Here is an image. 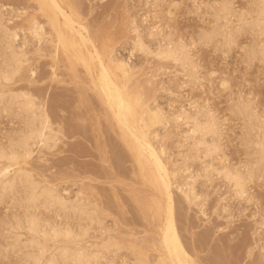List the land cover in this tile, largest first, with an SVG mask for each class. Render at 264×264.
I'll use <instances>...</instances> for the list:
<instances>
[{"label":"rangeland","instance_id":"obj_1","mask_svg":"<svg viewBox=\"0 0 264 264\" xmlns=\"http://www.w3.org/2000/svg\"><path fill=\"white\" fill-rule=\"evenodd\" d=\"M61 2L69 6L68 10L73 7L86 26L83 32L91 40L88 42L90 50L95 51L96 45L107 61L113 62L119 57L129 61L127 86L135 93L138 91L146 108L156 106L153 110L164 112L165 123L151 126L149 133L170 171L176 173L175 177L172 175V192L177 228L196 264H225L226 261V264H264V161H257L259 148L264 146V30L256 25V19L263 20L264 14L258 17L254 11L260 0ZM41 11L37 0H0V22L4 24L0 29V66L7 61L3 33L6 27L19 33L17 45L26 44L23 45L26 61L13 79L0 80V91L1 94H8L10 90L15 91L13 93L31 91L38 103L46 104L54 129L61 131L60 139L54 146L50 141V148L42 142L39 145L43 146L35 144L32 154L12 166L5 180H12L14 169L21 166L31 172L35 181L40 179L42 187L51 184L57 188L62 197L73 199L77 191L82 190L87 202H95L93 207L97 208L103 222L94 220L82 238L56 241L46 234L47 237H42L27 226H21V222L25 218V221L36 218L44 233L57 225L67 230L72 227L78 232L84 228L80 214L60 206L56 208L57 205L47 204L43 199L26 202L29 189L25 183H18L10 192L0 189L4 191L0 193V264H33L28 254L37 247L38 240L44 242L46 249L48 247L39 264H48L51 252H60L64 245L85 246L89 252L103 253L105 249L101 244L106 239L123 243L121 250L105 252L116 264H131L135 259L133 248L145 255L142 258L149 264H156L163 254L158 242L164 211L157 203L163 195L147 175L142 174L130 155L122 130L91 82L92 75L71 52L56 46V33L48 16ZM32 20L44 25L41 41L30 35ZM136 27L138 31H134ZM138 34L148 49L153 50H138L134 46ZM168 45L180 49L179 57H185L184 63L157 56L158 48ZM7 105V102L0 104L1 149L16 143L10 142L27 123ZM240 107L246 108V113L244 110L241 113ZM181 112L197 114L202 121L206 118L212 121L214 131L204 135L207 144L213 146L208 154L206 145L198 143L203 135H193L192 122L173 119ZM10 163L0 159V169ZM221 168L241 174L242 196L235 195L233 183L218 173ZM178 170L184 172L178 173ZM184 179L188 181L186 185ZM25 245L32 247L29 250ZM157 252L162 253L157 255ZM95 264L111 263L103 257Z\"/></svg>","mask_w":264,"mask_h":264},{"label":"bare ground","instance_id":"obj_2","mask_svg":"<svg viewBox=\"0 0 264 264\" xmlns=\"http://www.w3.org/2000/svg\"><path fill=\"white\" fill-rule=\"evenodd\" d=\"M37 2L42 9L41 12L44 11V13L48 16L49 21L51 23V26L56 33V40L54 39L55 40L54 42H56V46H62V48H64V50L71 52L72 57L74 56L76 61H78L79 63H82L87 68L88 72L92 75V78H93L91 82L94 84L95 89L98 91L99 95L101 96L103 101L106 103V105L110 109V111L113 115V119L116 120L115 122H117V124L119 125V128L123 132L122 138H123V141L125 142L127 148L132 153V154L130 153V155H133V158H135L142 174L147 175L148 180L153 182L156 185L157 189L160 191V193L163 195L162 199L160 201H157L158 206L160 208H162L164 211V216H163L164 220H163L161 229L159 230L160 231V243L158 242V244L161 245L159 247H161L160 249H162L163 254H161L162 252L159 253V254H161V256H160V258L156 264H196L195 258L192 256L193 254L191 255L188 252L190 248L188 249V247H187L188 250L186 249V247H185L186 245H184V243H183L185 241H182L184 239H181V236H180L181 234L179 233L180 231H178V228H177L178 226H177V221H176V217H175V214H176L175 211L176 210L174 207V198H175L174 196H175V194L173 196V192H172V190H173L172 186H173V182H174V179L172 180V175L175 177L176 173H174L175 171L174 172L170 171V168L168 167L167 163L162 158V155H161L162 151L158 150V148H157L158 145L155 146L153 144V142H152L153 140H151L153 138L150 137V133H149V130L150 129L152 130L151 126L157 124L156 127H158L159 126L158 124L164 121V118H166V117H164L165 115H163L164 112L162 113L161 110H153V108L156 106H154L153 108L151 106V108H152L151 109L150 105H149L148 106L149 108H146L147 106L144 105V101H142L138 91H137V93H135V91L133 92L130 89L131 88L130 85L127 86L129 84V82H128V84H126L128 78H129V68H128L127 63L129 61L125 62L124 60L119 59L120 58L119 55H118L119 58L118 57H117L118 59L116 58L117 60H115L113 57V59L115 61H113V60H112L113 62L107 61L108 59H106L103 51L100 50L96 45H94L95 51L90 50L88 42L90 43L91 40L83 32V30H87L86 26L80 22V20H79L80 18L77 15L76 11L73 9V7L70 8V10H68L67 7H69V6H66L65 4H63L61 2V0H37ZM72 3H74V2H72ZM258 5H257L258 8L256 6L257 9L254 11L258 15V17H260L261 15L264 14V0H260V3H258ZM75 9H76V7H75ZM224 9L225 8L223 7V10ZM263 21H264V19L263 20L256 19V25H258L261 28V31L264 30V28H263L264 22ZM32 22L34 25L31 27V33L32 34H30V35L31 36L34 35L36 38L38 37V39L41 41V39L43 38L42 35L44 33V31H43L44 25L42 24V22H39L38 20H36V21L32 20ZM45 22H46V20H45ZM1 24H2V21L0 22V29L2 28ZM251 24H252V22H251ZM3 25L4 24H2V26ZM135 30L138 31V28L136 27L134 29V31ZM45 31H46V29H45ZM3 33L5 34L4 36L6 39V41L4 42V47H5L4 52L6 54L7 61L5 62L4 65L0 66V80L4 79V80L9 81V80L13 79V76L17 72H19L22 64L24 63V61H26L25 60L26 54L23 51V47H24L23 45H26V44H23V45L18 44L17 45L16 41H17L18 36H19V33L17 32V30H13V29L6 27L4 29ZM134 33H136V32H134ZM204 34H206V33H204ZM208 38L211 39V37H208ZM4 40L2 39V41H4ZM26 41H25V43H26ZM38 42L39 41H37V43ZM47 43H49V41H47ZM134 43H135L134 46L138 50L140 49V50H147V51L150 50L151 51V49H152V48L148 49V45H146L145 40H143V37L140 34H138L137 39ZM39 46H41V44ZM56 46L54 48H56ZM158 49L159 50L156 51V52H158L157 56H159V57L161 56V58L162 57L163 58H173V60H179L180 62H183V63L185 62V57H183V56L179 57L180 49L177 46H174V45L171 47L169 45L163 46V47L160 46ZM24 50H26V49H24ZM61 51H63V50H61ZM150 51L148 54H151ZM111 52H113V51H111ZM153 52H155V51H153ZM52 56H53V54H52ZM54 59H55V56H54ZM73 60L74 59H72V61ZM76 61L74 64L79 66V64H76ZM57 63H58V61H57ZM72 63H71V65L73 66ZM131 70H133V69H131ZM34 72H35V70H34ZM54 73H55V71H54ZM131 78H132V76H131ZM4 80H2V81H4ZM150 82H152V80ZM27 91L22 90L21 92L19 91V92L13 93L15 91L11 92V90H10L8 94L7 93L1 94V91H0V94H1L0 101L4 102L5 104L7 102V104L11 107V109L13 108V110H15L14 113L16 115H19V116L22 115V117H24L26 119V122H27L25 124L26 126L24 127V129L21 132L19 131L20 133H18V134L15 133L16 135H18V137L14 141H12L13 140L12 139L11 140L12 142H10V143H13V142H16V143H13L10 146L8 145L9 147H5V148L3 147L2 149L0 148V159H6V160L11 162L10 164L6 165L5 167L2 166L3 168L0 169V189L1 190L2 189L7 190V191L12 189V191H13V188L16 185H18V183H20V184L25 183L28 186V187L26 186V188L29 189V194H27L28 196L26 195V193H28V191H27L28 189L25 192V195L28 199L26 202L31 203V202H35L38 199H43L45 202H47V204H48V202H50L53 206L57 205L56 208L58 206H60V207H63L65 210L67 209V210H69L75 214H77V213L80 214V217L84 223L83 224V226H84L83 230L80 228V230L78 232H76V230L74 231V229L72 230L71 229L72 227H70V229L67 230V229H65V227L60 228L59 225H57V227L54 225L55 226L54 228L50 227V230H47L48 232L44 233L42 231L41 226H39L40 221L36 220V218L35 219L33 218L31 220H26V221H25V219H26L25 218L23 222L18 221V222H21V224H23L21 226H23V227L27 226L28 229L30 228L34 232V234L37 233L41 236L46 234L47 236H50L52 240L58 239V241L61 238L67 239V240L82 238V236L83 237L86 236L85 234L90 229V225L92 224V222L94 220H97L99 223L103 222V219H100L101 216L99 217L97 208L93 207V204L95 205V202H91V201L87 202L86 201L87 199L85 198V195H83L84 193L82 190L77 191V193L75 195L76 197L75 198L73 197V199L66 198L67 196L62 197L60 195V192L57 191V188H55L54 186H51V184H50V186L44 184L46 186L42 187L39 183L40 179H39V182H38V179L35 181L31 172L27 171V169L25 170L21 166L14 169V176L12 177V180H8V179L5 180L6 176H8V174H9L10 168L12 166L19 163L21 159L24 160L32 154L33 146L35 144L39 145V143L42 142V144L44 146H49V142L53 141V143L51 145L54 146L57 144L58 140L60 139L59 132H61V131L54 129L53 123H52L53 119L51 120L49 112L46 109V104L41 103V102L38 103L36 101L37 97L35 98V96H33L31 94L32 93L31 91H29V92H27ZM142 91H143V89H142ZM100 96H98L99 99H100ZM91 98H93V97L91 96ZM40 100H41V97H40ZM1 102H0V104H1ZM100 102H101V100H100ZM104 107H106V106H104ZM245 109L246 108H244V107H240V110H241L240 112L246 113ZM193 115L194 114L189 115V114H187V112H186V114H185V112H181V113L176 114L173 117V119H175V122L178 121L180 118L187 119L188 121L192 122V128L191 129L194 132V133L193 132L192 133H193V135L195 133H201L203 135L201 138L202 140L200 139L201 141L198 143L202 144V145H204V144L206 145L205 147H206L207 151L206 150L205 151L208 154L211 150H213L212 149L213 146L211 145L212 146L211 147L209 144H207L209 142L205 140L204 135L207 133L209 134L210 132L212 133V131H214V129H213L214 125L210 119L206 118L207 120L205 119L204 121H202V120H200L199 117H198L199 119L196 117L197 114L194 116ZM110 120H109V122H111ZM187 120H186V125L189 124V123H187L188 122ZM165 121H164V123H165ZM263 125H264V122H263ZM154 128H153V132L155 133L156 131H154V130H156V129H154ZM61 130H62V128H61ZM72 131L75 132L76 130H72ZM154 133H153V135H154ZM110 135H111V133H110ZM110 135H109V137H110ZM151 135H152V133H151ZM154 141H156V140H154ZM43 145H39V146H43ZM197 145L198 144L195 142V147H197ZM50 146H49V148H50ZM260 147L261 148H259L260 150H259V154H258L259 156L257 157L258 160L257 159L256 160L259 161L261 159L260 161H264V146L263 147L260 146ZM162 150H163V148H162ZM198 153H199V151H198ZM121 155H123V154H120V156ZM210 165H212V164H210ZM257 165H258V163H257ZM209 166H207V167H209ZM179 167H178V169H179ZM186 169H187V167H186ZM183 170H178L177 172L179 173V171L182 172ZM184 171H187V170H184ZM218 173L222 174L227 180H229V182L233 183V185L236 188L235 189L236 190L235 195L237 194L238 196L239 195L242 196V194H243V192H242L243 191V178H242L241 174H239V173L235 174L233 171L230 170V168H228V169L221 168L218 171ZM189 177H190V175H189ZM191 177L193 178V176H191ZM95 179H97V178H95ZM186 179H187V177H186ZM184 180H183V182H184ZM187 180H185L186 181L185 185L189 181V180L188 181ZM191 181L192 180H190V182ZM43 183H45V182H43ZM180 184H182V182ZM179 187L177 186V188H179ZM182 188L183 187H181V190H182ZM90 189H92V191H93V188H90ZM190 191L191 192L193 191L195 193V191L192 190V188ZM2 192H4V191H2ZM2 192L0 191V193H2ZM9 192H7V193H9ZM192 194L193 193H190V195H192ZM190 195H188V196H190ZM24 196H23V198H24ZM195 196L197 197L198 194ZM92 198H93V196H92ZM195 201H197V199ZM19 219H20V217H19ZM27 219H29V218H27ZM101 220H102V222H101ZM79 222H80V220H79ZM24 224H28L29 227H28V225H24ZM80 226H82V225H78V227H80ZM18 227H19V225H18ZM68 227H69V225H68ZM104 228L106 230H108V228H106V227H104ZM104 228L102 227V229H104ZM40 233H42V234H40ZM82 233L84 235H82ZM47 236H45V237H47ZM120 238H121V236H120ZM128 239H129V237H128ZM49 240L50 239H48V241ZM32 241L35 242L34 239ZM32 241H31V243H32ZM125 241H126V239H125ZM120 242H118L117 240H113V239H109V240L106 239V241H104L101 244V246H102V248L105 249V252L107 250V252L112 251L111 253H113L114 250L119 251V250H121L120 248L124 247L122 245L123 243L121 244ZM35 243H36V245L38 243V245L36 248H32L31 251H29L28 257H30L32 259L31 262L33 261V264H39L40 261L44 257V253H45L46 248H45L44 242H42L40 240H38ZM34 244H32L33 247H35ZM80 244H79V246H80ZM32 245H31V247H32ZM75 246L77 247L78 245H75ZM75 246L70 247L69 245H64L60 248V252L57 251L58 253H55V254H53L51 252L52 255H50V257L48 258V261H47L48 264H60V263L61 264L62 263L63 264H95V263L100 261V258L103 259V257H104V260L107 259V262H110L111 264H116L115 260L110 259L111 257L107 258L105 252H103V253H100L99 251L94 252L95 250L93 252H89V251H87L86 248H84L85 246L84 247L80 246L77 248ZM98 246H100V245H98ZM25 247L29 248L28 245H25ZM157 247H158V245H157ZM30 248H29V250H30ZM102 248H100V249H102ZM47 249H48V247H47ZM47 249H46V252H48ZM95 249H96V247H95ZM154 249H156V247H154ZM90 251H92V250H90ZM127 251H129V250H127ZM132 251L135 255V259H134V261H132L133 263L131 262V264H149L145 259L142 258L145 255L143 256L140 252H137L134 248L132 249ZM159 254L157 252V255H159ZM109 256H110V254H109ZM114 256H115V253H114ZM30 258L28 259V262H30L29 261ZM63 258L65 259V261L67 260L68 262L65 263L63 261L64 260ZM221 258L222 257H220V259ZM224 261H226V260L224 259ZM152 263H154V262L152 261ZM226 263H227V261H226ZM214 264H217V263L215 262Z\"/></svg>","mask_w":264,"mask_h":264}]
</instances>
